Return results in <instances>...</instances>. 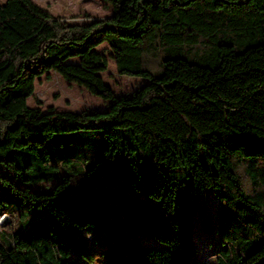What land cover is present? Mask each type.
<instances>
[{
  "label": "trees",
  "instance_id": "1",
  "mask_svg": "<svg viewBox=\"0 0 264 264\" xmlns=\"http://www.w3.org/2000/svg\"><path fill=\"white\" fill-rule=\"evenodd\" d=\"M104 1L112 14L84 23L0 3V264L91 262L93 247L105 264H189L194 212L217 264H264V0ZM103 43L147 81L131 96L104 82ZM50 71L109 108L29 106ZM147 209L154 228L173 217V248L140 240Z\"/></svg>",
  "mask_w": 264,
  "mask_h": 264
},
{
  "label": "rangeland",
  "instance_id": "2",
  "mask_svg": "<svg viewBox=\"0 0 264 264\" xmlns=\"http://www.w3.org/2000/svg\"><path fill=\"white\" fill-rule=\"evenodd\" d=\"M42 8L52 14L64 16L68 21L84 23L93 18L104 17L112 14L113 8L104 0H33ZM3 0H0V3ZM106 43L101 44L98 49L104 53L107 59V69L101 73L104 82L109 85L115 97L131 96L135 91L141 88L147 81L143 78L123 76L117 73L114 58ZM33 97H29L27 103L29 106H35L34 98L42 101L41 107L46 110L53 107L56 110L69 111H98L109 108L112 100L103 99L80 87L78 84H68L61 76L50 71L48 76L39 77L35 81V90ZM56 181L39 182L36 184L27 183L26 185L38 192L50 191ZM25 184H22V186ZM217 199L212 191L207 194L208 215L212 223L215 221V208ZM154 212L150 209L140 212L138 226L140 228V240L155 242L165 247H174L175 239L173 228L176 224L173 217L168 216L161 228H154L150 221ZM8 222L6 214H0V227ZM84 237L88 238V231L81 230ZM191 244L189 264H217L215 254L221 246L215 225L210 230L204 229L199 220V215L194 212L191 219ZM93 261H86L81 255L69 257L64 264H105L101 248L93 247Z\"/></svg>",
  "mask_w": 264,
  "mask_h": 264
}]
</instances>
